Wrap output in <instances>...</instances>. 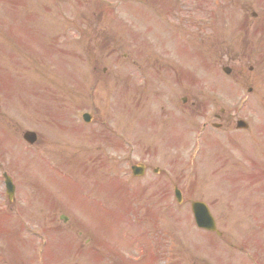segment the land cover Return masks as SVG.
I'll return each mask as SVG.
<instances>
[{"label": "rangeland", "instance_id": "374dc122", "mask_svg": "<svg viewBox=\"0 0 264 264\" xmlns=\"http://www.w3.org/2000/svg\"><path fill=\"white\" fill-rule=\"evenodd\" d=\"M180 1L0 0V264H264V0Z\"/></svg>", "mask_w": 264, "mask_h": 264}, {"label": "water", "instance_id": "95a60500", "mask_svg": "<svg viewBox=\"0 0 264 264\" xmlns=\"http://www.w3.org/2000/svg\"><path fill=\"white\" fill-rule=\"evenodd\" d=\"M241 126H245V124L243 122H239V127ZM26 139L29 142H33L36 139V136L33 132H27L25 134ZM7 184H8V193L10 195V197L13 196L14 193V188L13 185L11 183V181L9 179H7ZM178 198H180V194L179 192H177ZM192 208L193 211L195 213V217H196V221L198 223V225L200 227H204L208 230H215L216 231V224L215 221L213 219V217L211 216L208 207L202 203V202H194L192 204Z\"/></svg>", "mask_w": 264, "mask_h": 264}, {"label": "flooded vegetation", "instance_id": "af4514ba", "mask_svg": "<svg viewBox=\"0 0 264 264\" xmlns=\"http://www.w3.org/2000/svg\"><path fill=\"white\" fill-rule=\"evenodd\" d=\"M224 115H225V111L221 115H216V117H218L221 120L224 117Z\"/></svg>", "mask_w": 264, "mask_h": 264}]
</instances>
